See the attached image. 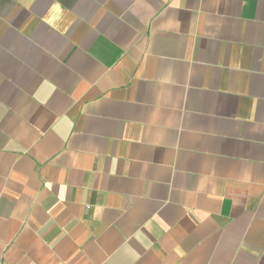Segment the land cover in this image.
Listing matches in <instances>:
<instances>
[{"label": "crops", "instance_id": "crops-1", "mask_svg": "<svg viewBox=\"0 0 264 264\" xmlns=\"http://www.w3.org/2000/svg\"><path fill=\"white\" fill-rule=\"evenodd\" d=\"M0 264H264V0H0Z\"/></svg>", "mask_w": 264, "mask_h": 264}]
</instances>
